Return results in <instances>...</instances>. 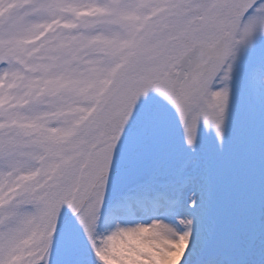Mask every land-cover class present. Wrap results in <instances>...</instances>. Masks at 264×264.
I'll return each mask as SVG.
<instances>
[{
	"label": "snow or ice",
	"instance_id": "obj_1",
	"mask_svg": "<svg viewBox=\"0 0 264 264\" xmlns=\"http://www.w3.org/2000/svg\"><path fill=\"white\" fill-rule=\"evenodd\" d=\"M0 264H264V0H0Z\"/></svg>",
	"mask_w": 264,
	"mask_h": 264
}]
</instances>
